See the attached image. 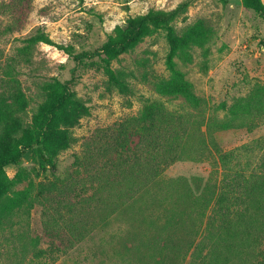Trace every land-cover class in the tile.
Instances as JSON below:
<instances>
[{"label":"trees","instance_id":"trees-1","mask_svg":"<svg viewBox=\"0 0 264 264\" xmlns=\"http://www.w3.org/2000/svg\"><path fill=\"white\" fill-rule=\"evenodd\" d=\"M32 1L8 0L1 5L20 25ZM241 3L264 21L263 0ZM185 9L186 3L171 10L151 8L130 17L125 26L116 25L102 44L100 68L108 84L125 93L130 90L127 81L111 61L163 30L168 76L154 77L153 88L181 104L170 108L160 99H146L136 115L85 142L77 168L81 176L87 174L84 186H90L79 193L90 191L86 196L76 199L71 183L59 180L30 181L17 188L26 175L17 172L10 177L5 168L17 165L27 151H33L39 170L51 168L53 159L74 143L73 128L89 113L88 106L68 81L52 78L41 84L43 100L27 120L29 99L20 82L11 72L3 80L0 232H7L1 233L6 264H22L28 251L36 262L53 259L62 247L72 248L85 237L104 233L119 216L135 228L121 229L127 243L125 264H179L187 257L191 264H264V149L254 162L252 148L225 150L215 137L218 130L252 131L264 123V83L230 106L223 102L208 113L206 99L195 93L176 59L190 63L197 49L205 64L216 32L202 18L177 30L173 21ZM26 42L22 52L42 42L76 59L86 57L73 55L71 46L55 44L41 29ZM36 203L42 206L45 235L58 244L52 241L41 248L37 238L15 227L13 217H28Z\"/></svg>","mask_w":264,"mask_h":264},{"label":"rangeland","instance_id":"rangeland-1","mask_svg":"<svg viewBox=\"0 0 264 264\" xmlns=\"http://www.w3.org/2000/svg\"><path fill=\"white\" fill-rule=\"evenodd\" d=\"M7 1L0 0V89L11 72L29 99L27 120L43 100L41 84L52 78L68 81L89 108V113L73 128L74 143L53 159L51 168L39 170L33 151H27L17 165L6 166L10 177L17 172L26 175V180L17 188L30 181L36 184L59 180L71 183L76 199L88 195L90 191L79 194L90 185L84 186L87 174L81 176L82 170L77 168V158L83 153L85 142H93L107 127L126 116L136 115L146 99H160L170 108L180 106L181 100L162 97L153 88L154 77L168 76L165 66L168 45L163 30L111 61V67L124 75L129 91L120 93L110 86L99 65V50L113 28L125 26L130 17L151 8L171 10L186 3L185 12L173 21L177 30L199 18L213 26L215 38L205 64L197 49L190 63L176 59L177 67L192 83L195 93L206 99L208 113L216 111L223 102L230 106L237 98L247 96L256 85L264 83V21L245 8L241 0H33L20 25L14 22L13 12L3 9L1 4ZM40 29L55 44L71 46L73 55L86 57L76 59L42 42L22 52L28 45L26 40ZM216 113L223 114L222 111ZM215 137L225 150L240 146L252 148L250 160L255 162L264 149V123L252 131L246 128L218 130ZM41 212V204L36 203L28 217H13L15 227L26 230L28 237L37 238L41 248L52 241L58 244L45 235ZM121 229L132 231L135 228L127 224L123 216L115 217L104 233L85 237L72 248L62 247L53 259L36 262L28 251L22 264H125L123 253L127 243ZM1 233L7 232H0V264H6ZM179 264L191 263L187 257Z\"/></svg>","mask_w":264,"mask_h":264}]
</instances>
